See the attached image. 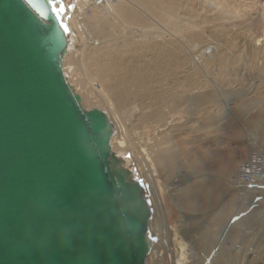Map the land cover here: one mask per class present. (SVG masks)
Instances as JSON below:
<instances>
[{"label": "rangeland", "instance_id": "rangeland-1", "mask_svg": "<svg viewBox=\"0 0 264 264\" xmlns=\"http://www.w3.org/2000/svg\"><path fill=\"white\" fill-rule=\"evenodd\" d=\"M147 1L140 26L155 29L134 40L109 18L100 45L82 49L80 42L63 75L85 110L114 113L113 143L123 139L116 155L143 182L152 208L150 248L162 237L170 243L175 232L192 264L211 250L213 260L223 250L227 264H264V183L242 192L237 180L248 153H264V0ZM171 10L177 32L158 18ZM206 48L201 64L196 59ZM113 84L105 105L102 87ZM209 185L221 188L211 204L196 194Z\"/></svg>", "mask_w": 264, "mask_h": 264}, {"label": "water", "instance_id": "water-1", "mask_svg": "<svg viewBox=\"0 0 264 264\" xmlns=\"http://www.w3.org/2000/svg\"><path fill=\"white\" fill-rule=\"evenodd\" d=\"M67 47L51 16L0 0V264H145V189L67 83Z\"/></svg>", "mask_w": 264, "mask_h": 264}, {"label": "bare ground", "instance_id": "bare-ground-1", "mask_svg": "<svg viewBox=\"0 0 264 264\" xmlns=\"http://www.w3.org/2000/svg\"><path fill=\"white\" fill-rule=\"evenodd\" d=\"M146 3H148L147 0H74L73 4H75V10L71 11L72 15L69 18L68 23H67L69 26V29H70V36H71V38L69 39V42L72 44L73 49L72 48L69 49L70 47L69 48L67 47L68 50H67V53L63 59V66L66 65L65 62L68 61L69 57L74 53V50L76 52L82 51V49H84L86 46H87V49L88 48L92 49V47H94L95 42H97V41L99 42L100 40H103V38H105L106 34L104 31V27L106 25H108V23H109L108 19L109 18H112L116 21L117 20L120 21V23L123 25V27L125 26L126 29L131 31V35H133L132 39H134V40L144 37V36H134V35H137V34L141 35V33H143L144 31L155 29L154 27L153 28L152 27L147 28V27H143L142 25L140 26L142 18H141L139 13L143 12V10H146V7H145ZM87 11H90L89 15H86ZM172 11L173 10H171L170 12H167V13L163 12L162 16L158 17V18L160 20L163 19L162 21L164 22V24H169V26L172 28V29L171 28L170 29L177 32L178 28H179L178 22L176 20L173 21L176 18V16H175V12L172 13ZM104 12H105V15H107V17H104V14H103ZM134 27H136V29ZM80 42L81 43L83 42V46H82L83 48L82 49H80L81 47L78 46V44ZM183 42H184V40H183ZM183 42L180 41V43L182 45H184ZM97 45H100V42ZM208 50H209L208 48L204 49L203 52H201V57H197L196 61L200 62L202 64L203 58L204 57L208 58V54H209ZM88 52H89V50H88ZM119 69L120 70H126V67H118V70ZM109 70L112 73L115 72L113 67H110ZM262 79L264 80V75H263ZM116 88H117L116 84H113L110 87L109 86L102 87V89H106V92H107V94H106L103 90L101 91V93L103 94L102 96H104L103 100L105 98V101H102V102L105 105L107 104V102H110L112 100V98L109 95H113V92H115ZM100 90H101V88H100ZM106 113L109 116V119H110V121L114 127L115 126L114 122H113L114 113L110 112L109 110H107ZM119 131L124 132V131H122V128H120ZM120 133H119V135H120ZM113 141H114V139L112 137V139H111L112 145L111 146H112V150L116 154V153H118L117 148L123 147V139H121V137L120 138L116 137L115 143H113ZM116 146H118V147H116ZM252 149L255 150L254 148H251L250 150H252ZM142 152H144V150ZM137 156H140V155L137 153ZM247 156H248V158H246V161L244 162L242 168L244 170L246 169L250 172L249 182L245 183L244 181H242L239 177V174H237V180H238V183L243 185V186H241L243 188L242 192H254L255 187L258 186L257 183H259V182L264 183V153L259 154V153H255L254 151H251V153H248ZM159 158H161V157H159ZM140 161H141L140 164L144 163V158L141 157ZM144 171L146 173L147 179L153 183V189L156 193L157 201L160 203L158 205L162 206L161 205L162 204L161 203L162 198L160 196V193H158V191H157V184L154 183L153 179L151 178L152 176L148 175L149 171L148 170H144ZM153 174L154 173H152V175ZM135 178H136V176H135ZM215 185H217V184H215ZM210 186L211 185L204 186L203 188H200L201 190L196 192V194L201 196V197L206 195V197L208 199V200H206V202L208 204H211L209 202H214V200L216 198L221 196V195H219V189L221 192L220 187L216 189V188H213ZM210 189H213V190H210ZM206 191L207 192L209 191V193L207 194ZM161 210H162V207H161ZM151 217H152V215H151ZM165 230H166V228H165ZM164 234H166V232ZM166 235L170 236L169 234H166ZM170 240H171V242L167 243V241L164 239V237H162L160 242H159V245L157 247L152 248V246H151V248H150L151 252H149V254L146 258L145 264H149L150 256H154L153 257L154 263H152V264H160L162 262H164V264H192L188 261L189 257H191L192 255L190 253L189 254L191 256L188 254L187 249H186V245L179 239V237L177 236V234L175 232L173 234H171ZM204 244H206V243H204ZM211 253H212V250L207 253L203 263H201V264H208L209 262H212V264L230 263L228 260H226V258L223 257V256H225L223 250L218 251V254L222 253L223 256L222 255L219 257L217 256L214 260H213V256H211ZM215 253H216V251H214V254ZM151 259H152V257H151Z\"/></svg>", "mask_w": 264, "mask_h": 264}, {"label": "snow or ice", "instance_id": "snow-or-ice-1", "mask_svg": "<svg viewBox=\"0 0 264 264\" xmlns=\"http://www.w3.org/2000/svg\"><path fill=\"white\" fill-rule=\"evenodd\" d=\"M25 8L31 11L36 17L37 22L48 21L51 16L61 27L62 31L67 35L70 32L66 21L67 14L75 10V4H65V0H46V4L41 6L40 0H23ZM138 183L143 184L142 181Z\"/></svg>", "mask_w": 264, "mask_h": 264}, {"label": "built area", "instance_id": "built-area-1", "mask_svg": "<svg viewBox=\"0 0 264 264\" xmlns=\"http://www.w3.org/2000/svg\"><path fill=\"white\" fill-rule=\"evenodd\" d=\"M239 177H240V179L242 180V181H244L245 183L246 182H249V179H250V172L248 171V170H244L243 168H242V170H241V173H239Z\"/></svg>", "mask_w": 264, "mask_h": 264}]
</instances>
